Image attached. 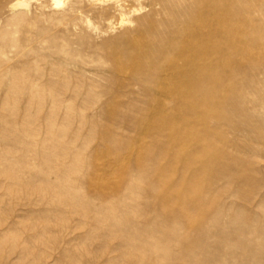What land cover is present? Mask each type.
I'll return each instance as SVG.
<instances>
[{"label":"rangeland","instance_id":"obj_1","mask_svg":"<svg viewBox=\"0 0 264 264\" xmlns=\"http://www.w3.org/2000/svg\"><path fill=\"white\" fill-rule=\"evenodd\" d=\"M16 1L0 0V231L10 237L0 264H81L89 252L99 262L144 256L141 264H151L167 239L155 226L159 208L150 209L162 191L149 184L163 168L167 185L184 169L221 177L219 200L253 216L237 212L239 220L221 216L209 226L225 230L220 245L248 225L264 238V0H242L238 14L236 1H215L230 47L224 64L200 68L184 64L204 49L181 50L191 0H24L28 10L9 8ZM179 17L182 25L171 24ZM158 68L179 80L152 81ZM195 75L210 79L186 80ZM4 102L12 108L1 109ZM139 161L150 167L146 177ZM66 244L72 255L57 260Z\"/></svg>","mask_w":264,"mask_h":264},{"label":"bare ground","instance_id":"obj_2","mask_svg":"<svg viewBox=\"0 0 264 264\" xmlns=\"http://www.w3.org/2000/svg\"><path fill=\"white\" fill-rule=\"evenodd\" d=\"M217 0H191V4L194 6L193 9L184 10L183 14H186L188 23L184 24L186 31L189 23L191 25L187 38L182 40V49L185 52H194L197 49H204L202 55L189 58L185 61V68L191 67H214L224 64L226 61V52L228 51L230 44L226 39L229 28L227 25L221 22H215L216 19L225 18V12L217 6L215 3ZM227 1V0H225ZM236 3L231 9L238 14L242 0H234ZM55 4L59 5L61 0H54ZM56 5V6H57ZM132 6V5H131ZM119 10L122 12L123 8L118 5ZM9 8L12 10L21 8L28 10V3L24 0L16 1L12 3ZM135 9V8H134ZM181 17L175 19L171 24H183ZM240 27H234V34L238 35ZM188 32V30H187ZM212 35V36H211ZM208 36L207 39H204ZM155 57V56H153ZM214 75H212L213 77ZM169 77L174 80H179L180 75H169L167 68L165 69H154L150 75L152 81H158L161 83ZM193 79V82H199L201 79H205L209 76L201 75L200 77L191 76L187 77L186 80ZM171 78V79H172ZM54 100H59L60 97L57 94L52 95ZM114 96H117L116 94ZM52 98V99H53ZM38 106V105H37ZM12 108L11 105L6 102L1 104V109ZM16 106L13 105L10 115L9 122L11 125L16 124L14 110ZM26 107L24 111H28ZM3 116V115H2ZM0 117V122L6 121L5 117ZM171 130V129H170ZM167 130V131H170ZM108 144L112 146L120 145L121 141L117 140L114 136H106L104 139ZM166 150V149H165ZM135 168L137 169L140 177H146L149 174L150 167L142 161L136 163ZM198 171V169H195ZM181 179L173 181V183L167 185L170 173L164 168L160 170L162 176L160 181L150 183L154 188H158L162 191L158 199L154 200V204H150V209H157L155 219V226L158 231L166 236L165 242L157 243L154 247L156 255L150 259L151 264H186L187 261L191 260L192 264H229L224 257L228 254H232L237 257L238 260L242 258H249V264H262L264 261V238L258 232L248 225L242 229V233H238L236 237L231 239L223 240L220 245L225 230H220L212 233L209 231V226H220L221 216H227L230 220H239L242 213H245L243 217L247 222L253 217L249 213L244 211L240 205L234 202L220 201V191L215 186L217 180L221 177L218 176H199L194 169L185 170ZM171 177V176H170ZM226 178V177H224ZM228 178V176H227ZM249 193V192H248ZM243 191H238L234 194L242 201L248 202L249 194ZM264 203V199L260 200ZM259 201V205L262 204ZM214 204L215 207L210 213V216L205 219V214L209 213L210 205ZM241 214H236V213ZM236 214V215H235ZM257 218H261L259 215ZM20 221L11 223L12 227H19ZM200 227V233L202 238L195 234L194 227ZM220 237V238H219ZM10 237H7L6 230L0 231V261L3 252V244L6 243ZM181 239L180 244L176 246L177 241ZM127 247L132 246V236L127 238ZM237 240V241H236ZM218 242V243H217ZM70 245V244H68ZM67 246V244H66ZM61 247L58 250V258L67 257L72 255V249L69 246ZM16 244L11 246V251L15 250ZM120 248L116 247L114 251H118ZM25 252V253H24ZM20 254H31L28 248H22L19 251ZM90 253V252H89ZM82 255L81 264H116L118 257H108L107 259L99 262L98 257L92 253ZM47 254H49L47 252ZM46 255V254H45ZM40 254L36 253L35 257H39ZM48 256V255H47ZM96 257V258H94ZM144 256L140 257L139 264H141ZM54 264V263H53Z\"/></svg>","mask_w":264,"mask_h":264}]
</instances>
